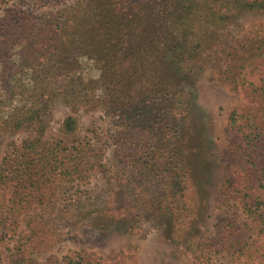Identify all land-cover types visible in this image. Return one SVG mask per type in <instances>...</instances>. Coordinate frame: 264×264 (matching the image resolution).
<instances>
[{"label": "trees", "instance_id": "1", "mask_svg": "<svg viewBox=\"0 0 264 264\" xmlns=\"http://www.w3.org/2000/svg\"><path fill=\"white\" fill-rule=\"evenodd\" d=\"M232 12H264V0H80L69 11L39 18L7 11L0 18V62L7 65L6 51L15 45L21 46L23 56L31 52L24 66L37 62L44 49L50 54L88 55L100 70L99 84L108 109L121 114L123 127L135 131L132 113L148 112V139L134 133L132 144L136 145L116 151V157L128 161L131 176L139 168L151 174L150 200L162 211L163 226L182 225L188 231L193 212L187 201L191 166L187 147L193 128L181 86L198 75L196 67L221 55L224 66L219 81L241 92L245 101L227 118V128L238 132L243 143L240 147L235 142L230 148V162L241 182L237 200L251 234L264 241L262 204L249 196L255 181L264 184V167L258 161L264 144V80L260 76L264 73V30L233 48L218 50L216 33L228 24ZM43 59L47 64L51 61ZM254 73H259L258 85L246 80ZM73 102L77 98L67 103L74 107ZM42 117L34 111L0 121V136L25 125L33 130V137L21 145H9L1 161L0 224L22 216L32 205L50 203L62 185L84 181L98 166L90 162V153L81 143L67 141L76 131L74 118L62 122L61 139L44 140ZM226 198L223 194L222 201ZM115 210L110 212L113 221L119 218ZM95 214L99 216L101 210L90 213ZM98 223L101 229L107 227L104 220ZM32 224L28 241L36 245L31 248L33 253L40 247L36 236L48 235L51 228L41 219ZM229 250L228 264L242 260L264 264L263 249L245 241H231ZM18 254L21 251L14 264L23 261ZM48 264L96 263L74 253Z\"/></svg>", "mask_w": 264, "mask_h": 264}, {"label": "rangeland", "instance_id": "2", "mask_svg": "<svg viewBox=\"0 0 264 264\" xmlns=\"http://www.w3.org/2000/svg\"><path fill=\"white\" fill-rule=\"evenodd\" d=\"M79 1L0 0V18L7 11L37 18L55 16ZM262 30L264 12H232L228 24L216 33L218 50L233 48ZM20 48L6 49L7 65L0 62V121L39 111L46 126L44 140H57L62 138V122L72 117L76 131L67 141L81 143L88 156L90 153V162L100 168L95 167L82 182L62 185L50 203L32 205L22 216L0 224V264H14L19 251L23 261L16 264L60 262L74 253L96 264H228L231 241L241 240L264 251V241L251 234L237 200L241 182L230 162V148L235 142L240 147L243 143L238 132L227 128V118L245 101L241 92L219 81L224 66L221 55L196 67L198 75L181 86L193 128L187 147L191 163L187 201L193 222L184 231L182 225L163 226V213L150 200L148 170L139 168V173L131 176L126 169L128 161L116 157V151L136 145L132 144L134 133L148 139V112L132 113L135 131H130L122 126L121 114L108 109L106 93L99 84L100 70L88 55L71 51L50 54L44 49L37 62L24 66L23 60L31 52L23 56ZM43 56L51 61L45 63ZM260 76L264 80V73ZM260 76L254 73L246 80L258 85ZM74 98L77 102L70 107L67 102ZM32 137L29 125L0 136V164L9 145L19 146ZM261 151L258 161L264 167V144ZM223 194L227 195L224 202ZM249 196L251 201L261 202L264 216V184L255 181ZM114 209L119 218L113 221L110 212ZM98 210L99 216L90 215ZM35 219H41L51 231L36 236L40 247L32 253L36 245L28 239ZM103 220L107 227L101 229L98 222Z\"/></svg>", "mask_w": 264, "mask_h": 264}]
</instances>
